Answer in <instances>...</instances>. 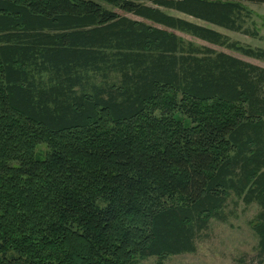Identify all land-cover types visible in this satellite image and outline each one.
Here are the masks:
<instances>
[{
	"label": "trees",
	"instance_id": "trees-1",
	"mask_svg": "<svg viewBox=\"0 0 264 264\" xmlns=\"http://www.w3.org/2000/svg\"><path fill=\"white\" fill-rule=\"evenodd\" d=\"M243 3L0 0V264L193 254L231 198L264 264V68L176 33L264 62Z\"/></svg>",
	"mask_w": 264,
	"mask_h": 264
},
{
	"label": "rangeland",
	"instance_id": "rangeland-1",
	"mask_svg": "<svg viewBox=\"0 0 264 264\" xmlns=\"http://www.w3.org/2000/svg\"><path fill=\"white\" fill-rule=\"evenodd\" d=\"M145 4L168 15L183 18L175 11L153 6L149 2H145ZM243 6L249 12L248 17L243 22V31L233 33L219 30V32L228 36L231 41L239 42V44L253 49L264 50V5L243 3ZM126 16L133 20H142L132 15ZM187 20L194 22L190 18H187ZM176 33L201 50L210 48L216 52H224L264 68L263 61L244 57L237 52L202 42L184 33ZM175 115L179 114L175 113ZM36 154L38 157L43 158L46 155V147L39 146ZM225 212L228 216L227 222L222 223L212 220L208 229L198 237L196 251L193 254H183L165 259L149 258L140 260L136 264H260L257 258L258 239L253 230L254 220L259 213V208L254 204L245 206L231 198Z\"/></svg>",
	"mask_w": 264,
	"mask_h": 264
},
{
	"label": "crops",
	"instance_id": "crops-1",
	"mask_svg": "<svg viewBox=\"0 0 264 264\" xmlns=\"http://www.w3.org/2000/svg\"><path fill=\"white\" fill-rule=\"evenodd\" d=\"M181 15V14H180ZM182 17H184L183 15H181ZM194 21V20H193ZM195 22V21H194ZM196 23H197V21H196ZM199 25H202V26H205L204 24H202V23H198ZM211 28H215V27H211ZM214 30H216L217 32H219V30H222V29H219V28H216V29H214ZM222 34V33H221Z\"/></svg>",
	"mask_w": 264,
	"mask_h": 264
}]
</instances>
